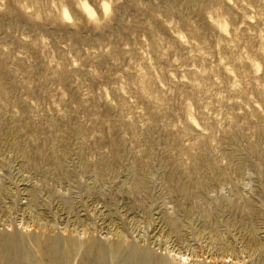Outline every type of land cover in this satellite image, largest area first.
Returning a JSON list of instances; mask_svg holds the SVG:
<instances>
[{
  "label": "rangeland",
  "instance_id": "374dc122",
  "mask_svg": "<svg viewBox=\"0 0 264 264\" xmlns=\"http://www.w3.org/2000/svg\"><path fill=\"white\" fill-rule=\"evenodd\" d=\"M105 2L0 0V264H264V0Z\"/></svg>",
  "mask_w": 264,
  "mask_h": 264
},
{
  "label": "bare ground",
  "instance_id": "6f19581e",
  "mask_svg": "<svg viewBox=\"0 0 264 264\" xmlns=\"http://www.w3.org/2000/svg\"><path fill=\"white\" fill-rule=\"evenodd\" d=\"M84 8H85V11L86 12H88L89 14H92V10L88 6L84 5ZM64 15L68 18V13L67 12H65ZM29 236H30V234H29ZM57 237L58 236H56V238L53 239V241L55 243V245H54V248L55 249H53L54 251L52 252V250H50L49 247L48 248L46 247L45 252H41L40 253V255H39V261L37 263H35V264H70L71 262H73V260L75 258H73V256L71 255V252L75 248L76 249H79V248H77V244H75L74 241H70V238H71L70 237V238H68L69 240L68 239L66 240V246H65V248H63L62 245H61V240H60L62 238H60V237L57 238ZM1 238H3L4 239V242H6L5 244H7L9 246V249L7 251L6 264H24V262H22V259H24V258L22 257V252H21V248H20V245H19V238H18V236L16 234H12L10 236L7 234V236H3ZM65 238H66V236H65ZM100 250H102L101 247H100ZM148 257H149V255H148ZM150 259H151V257H150ZM36 260H37V258H36ZM165 264H167V263H165Z\"/></svg>",
  "mask_w": 264,
  "mask_h": 264
},
{
  "label": "clouds",
  "instance_id": "9594fccd",
  "mask_svg": "<svg viewBox=\"0 0 264 264\" xmlns=\"http://www.w3.org/2000/svg\"><path fill=\"white\" fill-rule=\"evenodd\" d=\"M81 3H86V0H70V4L73 10L76 11ZM93 5L96 7L97 11L107 7L105 0H92Z\"/></svg>",
  "mask_w": 264,
  "mask_h": 264
}]
</instances>
